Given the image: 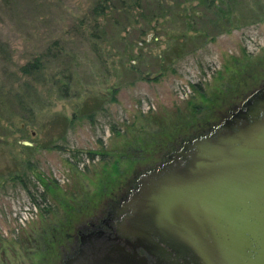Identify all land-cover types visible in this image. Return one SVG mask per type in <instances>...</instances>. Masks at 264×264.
Listing matches in <instances>:
<instances>
[{"label": "rangeland", "instance_id": "1", "mask_svg": "<svg viewBox=\"0 0 264 264\" xmlns=\"http://www.w3.org/2000/svg\"><path fill=\"white\" fill-rule=\"evenodd\" d=\"M233 1L228 26L205 0H0V264L66 247L133 171L264 76V0ZM36 57L27 119L14 95Z\"/></svg>", "mask_w": 264, "mask_h": 264}, {"label": "water", "instance_id": "2", "mask_svg": "<svg viewBox=\"0 0 264 264\" xmlns=\"http://www.w3.org/2000/svg\"><path fill=\"white\" fill-rule=\"evenodd\" d=\"M242 106L142 181L113 236L84 234L80 262L264 264V86Z\"/></svg>", "mask_w": 264, "mask_h": 264}, {"label": "flooded vegetation", "instance_id": "3", "mask_svg": "<svg viewBox=\"0 0 264 264\" xmlns=\"http://www.w3.org/2000/svg\"><path fill=\"white\" fill-rule=\"evenodd\" d=\"M264 86V76L260 78L251 88L247 91L237 94L234 98V102L230 103L223 112L218 113L217 118L212 122H203L199 124L194 129H190L188 133L183 134L175 138L168 146L163 148V152H160L151 164L141 168L140 170H135L132 172L131 177L126 180V183L122 187L117 188V194L109 192V196L105 197L102 202V208L91 214L88 218L82 221L72 234H67V244L64 247L62 244L61 250H48L49 255L40 254L41 259L39 263L34 264H84L80 261L84 257L83 250H78L82 237L84 234L89 232L103 233V235L113 236L115 223L120 220L122 214L126 211L129 212L126 205L133 193H135L141 186L142 181H147V178L151 177L154 173L161 172L162 169H167L168 165L181 164L183 162L181 155H187V150L185 147L192 143V141L200 136L207 135L213 131L224 119L230 117L232 112L238 109H244L242 103L246 98ZM86 251V250H84ZM126 253L131 254V250H124ZM138 256H143L145 258L146 264H153V258L149 256L144 250H135ZM44 253V252H43ZM87 258H89L87 256ZM176 261L182 262L180 258H176Z\"/></svg>", "mask_w": 264, "mask_h": 264}, {"label": "trees", "instance_id": "4", "mask_svg": "<svg viewBox=\"0 0 264 264\" xmlns=\"http://www.w3.org/2000/svg\"><path fill=\"white\" fill-rule=\"evenodd\" d=\"M205 2L207 3L208 7L210 9H213L214 11V20H212V22L218 20V19H222L224 20V23L228 26L234 25L239 23V18L237 15L235 14V12L237 11V6H234V1L233 0H218V4L216 5L214 0H205ZM98 5H96L93 9V11H96L98 9ZM103 11V7H99V11L96 13H102ZM254 19L252 21H255V19H257V14L255 15V13H252ZM45 65L42 62V60L40 59V57H36L33 58L31 60L26 61L25 63L19 65L18 68V72L21 73L22 77L28 78V80H23V82L21 83V86L23 88H25L24 93H15L14 95V101L16 102V104L19 106L21 113H23L22 117L23 118H30L32 117L33 119V107L31 105V102L29 100L30 97V91L29 90H33L31 89L33 87L32 83L33 81L36 80V77H38V74L44 70ZM39 205V204H37Z\"/></svg>", "mask_w": 264, "mask_h": 264}]
</instances>
